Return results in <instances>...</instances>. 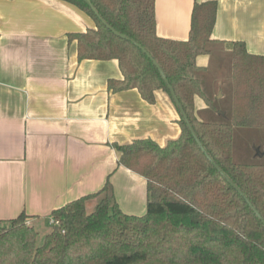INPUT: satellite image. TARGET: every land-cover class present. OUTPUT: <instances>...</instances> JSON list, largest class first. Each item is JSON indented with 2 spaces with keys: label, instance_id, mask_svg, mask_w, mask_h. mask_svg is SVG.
I'll return each mask as SVG.
<instances>
[{
  "label": "trees",
  "instance_id": "trees-1",
  "mask_svg": "<svg viewBox=\"0 0 264 264\" xmlns=\"http://www.w3.org/2000/svg\"><path fill=\"white\" fill-rule=\"evenodd\" d=\"M64 1L96 24L69 35L79 60H118L123 78L110 80L109 90L137 89L154 104L158 90L171 95L140 47L145 49L163 69L207 153L264 219V162L234 160L235 130H264V56L251 54L244 42L234 44L230 123L203 122L195 110L196 97L214 103L197 76L196 60L210 53L216 3L195 4L189 39L181 42L157 35L156 0H91L99 16L84 0ZM178 123L181 136L165 146L150 138L115 146L119 165L147 180L144 215L125 213L108 180L98 193L53 211L59 225L42 246L25 212L0 222V264H264V223L208 160L181 115Z\"/></svg>",
  "mask_w": 264,
  "mask_h": 264
},
{
  "label": "crops",
  "instance_id": "crops-1",
  "mask_svg": "<svg viewBox=\"0 0 264 264\" xmlns=\"http://www.w3.org/2000/svg\"><path fill=\"white\" fill-rule=\"evenodd\" d=\"M206 2L216 3V22L197 76L213 101L223 100L225 79L233 84L234 44L264 56V0H156L157 35L187 41L194 6ZM95 28L64 0H0V222L25 212L38 233H50L53 211L98 193L108 180L125 213L147 211V180L119 165L115 146L177 140L180 113L163 90L154 104L137 89L111 92L109 81L123 78L118 60L80 61L69 38ZM207 106L196 97L203 122ZM256 153L264 160L263 145Z\"/></svg>",
  "mask_w": 264,
  "mask_h": 264
},
{
  "label": "rangeland",
  "instance_id": "rangeland-1",
  "mask_svg": "<svg viewBox=\"0 0 264 264\" xmlns=\"http://www.w3.org/2000/svg\"><path fill=\"white\" fill-rule=\"evenodd\" d=\"M225 81L227 82V84L230 83V85L225 88V98L223 100H218L217 98L214 99L213 106H207V112L201 114L206 122L221 124H227L231 122L233 111V84L231 85L230 80L225 79ZM207 88L209 87L207 86ZM208 94L210 97H214L211 92H208ZM220 112H223V115H221ZM263 142L264 130L236 129L234 139V160L238 163L245 164L260 162L261 160H257L256 158H254V156L257 154L256 152L258 151L259 145H263L264 149ZM261 162H264V160H262ZM96 204L97 202L95 200L93 205L95 206ZM89 212H91V208H89ZM30 225L33 226L32 224ZM51 228L53 229L54 227H50V229ZM46 232H48V230L39 231V237L37 241L39 246H42L44 244L46 234H48Z\"/></svg>",
  "mask_w": 264,
  "mask_h": 264
},
{
  "label": "water",
  "instance_id": "water-1",
  "mask_svg": "<svg viewBox=\"0 0 264 264\" xmlns=\"http://www.w3.org/2000/svg\"><path fill=\"white\" fill-rule=\"evenodd\" d=\"M93 10V12L99 16L97 10L93 7L91 0H84ZM103 22L104 25H106L115 35L120 36L122 38H126L125 36L121 35L120 33H118L117 31H115L111 26H109L107 24V22L105 20H103L102 18H100ZM140 47V46H139ZM143 52L145 54H147V56L153 61V64L156 66V68L159 70L163 80L166 82L170 95L175 103V106L177 107L181 117L184 119L185 123L187 124V127L189 129V131L192 133L196 143L199 145L200 149L205 153L206 157L208 158V160L215 166V168L221 173V175L228 181V183L236 190L238 191L247 201L248 205L250 206V208L252 209V211L257 215V217L264 223V219L261 216V214L259 213V211L257 210V208L251 203V201L242 193V191L232 182V180L221 170V168L216 164V162L213 160V158L207 153V151L205 150L203 144L201 143L200 139L198 138V136L196 135L188 117L187 114L185 113L182 105L180 104L175 91L173 89V87L169 84L167 77L163 71V69L161 68V66L158 64V62L153 59V57L142 47H140Z\"/></svg>",
  "mask_w": 264,
  "mask_h": 264
},
{
  "label": "built area",
  "instance_id": "built-area-1",
  "mask_svg": "<svg viewBox=\"0 0 264 264\" xmlns=\"http://www.w3.org/2000/svg\"><path fill=\"white\" fill-rule=\"evenodd\" d=\"M51 224L53 226H58L59 225V222L58 221H55L54 219L51 220Z\"/></svg>",
  "mask_w": 264,
  "mask_h": 264
}]
</instances>
